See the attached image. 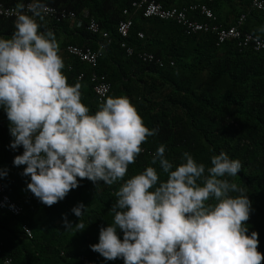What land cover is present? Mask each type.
Returning <instances> with one entry per match:
<instances>
[{
    "label": "trees",
    "instance_id": "1",
    "mask_svg": "<svg viewBox=\"0 0 264 264\" xmlns=\"http://www.w3.org/2000/svg\"><path fill=\"white\" fill-rule=\"evenodd\" d=\"M35 1L77 13V20L35 18L42 31L54 34L64 63L61 71L69 85L81 84V102L90 114L99 110L100 104L88 76L92 69L67 52L69 44L98 48L99 43H104V54L95 70L105 74L112 84L108 97H127L144 125L158 131L141 145V153L128 166L122 181L111 186L101 183L96 189L91 181L77 178L79 187L49 207L27 190L30 177L22 175L25 166L13 165L14 157L22 154L23 148H10L9 121L0 107V170H7V176L0 181L23 208L20 215L6 208L0 210L2 256L13 257L14 264H124L122 259L105 260L90 245L99 242L100 228L113 222L110 208L116 200L114 193L127 179L149 166L156 169L161 180L167 179L158 164H151L152 154L161 144L166 146L165 157L174 167L183 162L184 152L206 168L211 166L210 158L220 152L241 162L237 176L226 178L248 195L251 210L245 222L247 235L258 233L257 250L264 254V51L240 50L234 40L217 44V36L211 32L189 34L175 21L144 17L142 11L135 10L129 15L134 20L130 34L122 37L118 24L128 17L124 9L131 7L134 0ZM158 1L172 6L175 0ZM202 1L209 3L218 23L224 26L236 24L245 13L243 30L264 39V13L253 8L251 0H182L177 6ZM1 2L17 5L23 0ZM189 14L205 20L200 13ZM92 17L110 33L111 42L87 29ZM14 20L0 16V38H11ZM139 32L144 37H139ZM122 41L134 49L133 55L121 46ZM142 51L154 53L162 64L142 61L137 56ZM83 71L87 75L79 79ZM79 203L87 206L80 218L86 228L77 233L64 228L63 218L66 214L69 221L78 223L71 209ZM24 224L32 229V238L25 234ZM118 235L123 239L119 230ZM1 261L0 257V264Z\"/></svg>",
    "mask_w": 264,
    "mask_h": 264
},
{
    "label": "clouds",
    "instance_id": "2",
    "mask_svg": "<svg viewBox=\"0 0 264 264\" xmlns=\"http://www.w3.org/2000/svg\"><path fill=\"white\" fill-rule=\"evenodd\" d=\"M37 4H17L10 39L0 38V107L9 121L10 148L20 147L13 165L25 166L27 190L51 207L79 187V180L111 186L122 181L141 145L157 129L143 123L127 97H107L99 110L81 102V84L69 85L51 31H42ZM161 144L154 167L127 179L114 193L113 222L99 230L92 251L124 264H262L258 233L247 235L251 201L244 189L226 177L241 171V162L225 152L211 166L184 152L179 165L165 157ZM7 170H0V178ZM232 193H237L233 196ZM87 206L79 203L64 215L66 230L82 232ZM123 233V239L118 235Z\"/></svg>",
    "mask_w": 264,
    "mask_h": 264
},
{
    "label": "built area",
    "instance_id": "3",
    "mask_svg": "<svg viewBox=\"0 0 264 264\" xmlns=\"http://www.w3.org/2000/svg\"><path fill=\"white\" fill-rule=\"evenodd\" d=\"M209 2L213 0H208ZM25 5V11L27 14L28 6L30 4H37L40 12V17L49 20H77V13L74 10L66 8H58L57 6L40 3L35 0H23ZM251 6L264 13V0H251ZM142 11L144 17H156L163 20H172L183 26L187 33H197L200 31L211 32L217 36V44L224 43L226 41L234 40L240 50L252 49L254 51H264V39L260 36L253 34L252 32H246L243 30V25L246 21L247 15L242 13L236 24L231 26H224L222 23H218L217 16L215 15L212 7L208 2L196 3L185 7H166L158 0H134L131 7L124 9V15L128 17L122 19L118 24V32L122 37H127L133 27L134 20L131 16V11ZM17 11V5H8L0 3V16L6 18L15 19ZM189 13H200L205 16V20H199L191 16ZM38 17V16H37ZM36 17V18H37ZM78 24L81 22L78 20ZM87 29L93 34L101 35L107 39V42H111L110 33L103 29L100 22L92 17L87 24ZM139 37H144L143 32H139ZM121 46L124 47L129 55L134 54V49L128 45L125 41L121 42ZM105 44L99 43L98 48L85 45L69 44L66 50L69 54L78 58L80 61L85 62L92 69L89 71V78L93 84V90L99 102L105 100L112 91V84L108 80L107 76L102 73H98L95 68L98 67L99 58L104 54ZM138 58L144 62L160 63L162 59L157 57L154 53L142 51L138 53ZM86 72L79 73V79L86 77ZM7 209L14 215H20L23 212V208L19 203L14 201L7 193L5 185L0 181V210ZM25 234L32 238V229L27 225H23ZM3 242L0 241V257L2 258L1 264H14V259L11 256L3 257Z\"/></svg>",
    "mask_w": 264,
    "mask_h": 264
},
{
    "label": "crops",
    "instance_id": "4",
    "mask_svg": "<svg viewBox=\"0 0 264 264\" xmlns=\"http://www.w3.org/2000/svg\"><path fill=\"white\" fill-rule=\"evenodd\" d=\"M181 1L182 0H175L174 2H173V4L174 5H172V6H176V7H179L180 5H181ZM160 2V1H159ZM185 2H187V1H184V3ZM205 1H202V2H196V3H204ZM212 2V1H211ZM162 3V2H161ZM196 3H191V4H189V5H186V6H190V5H193V4H196ZM163 4V3H162ZM209 4V3H208ZM177 5H179V6H177ZM166 7H171V6H166ZM182 7H185V6H182ZM180 8V7H179ZM214 11V10H213ZM216 15V14H215ZM218 20V19H217ZM69 67H71V66H69Z\"/></svg>",
    "mask_w": 264,
    "mask_h": 264
}]
</instances>
